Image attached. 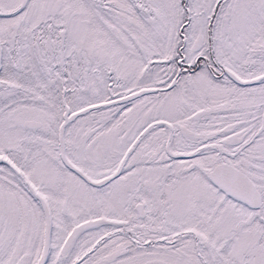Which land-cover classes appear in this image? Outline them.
<instances>
[{
	"label": "snow or ice",
	"instance_id": "1",
	"mask_svg": "<svg viewBox=\"0 0 264 264\" xmlns=\"http://www.w3.org/2000/svg\"><path fill=\"white\" fill-rule=\"evenodd\" d=\"M0 264H264V0H0Z\"/></svg>",
	"mask_w": 264,
	"mask_h": 264
}]
</instances>
